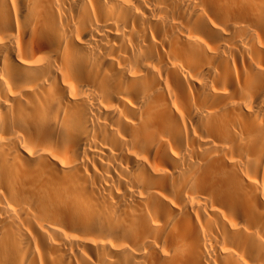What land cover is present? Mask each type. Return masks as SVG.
I'll return each instance as SVG.
<instances>
[{
	"label": "bare ground",
	"instance_id": "1",
	"mask_svg": "<svg viewBox=\"0 0 264 264\" xmlns=\"http://www.w3.org/2000/svg\"><path fill=\"white\" fill-rule=\"evenodd\" d=\"M0 264H264V0H0Z\"/></svg>",
	"mask_w": 264,
	"mask_h": 264
}]
</instances>
